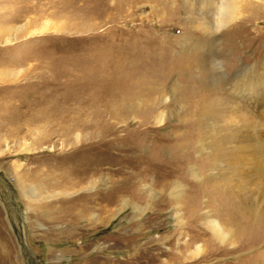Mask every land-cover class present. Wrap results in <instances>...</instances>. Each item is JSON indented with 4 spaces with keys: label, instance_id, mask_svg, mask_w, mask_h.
<instances>
[{
    "label": "rangeland",
    "instance_id": "obj_1",
    "mask_svg": "<svg viewBox=\"0 0 264 264\" xmlns=\"http://www.w3.org/2000/svg\"><path fill=\"white\" fill-rule=\"evenodd\" d=\"M251 67L264 0H0V264L259 259L185 258L219 210L264 224Z\"/></svg>",
    "mask_w": 264,
    "mask_h": 264
},
{
    "label": "bare ground",
    "instance_id": "obj_2",
    "mask_svg": "<svg viewBox=\"0 0 264 264\" xmlns=\"http://www.w3.org/2000/svg\"><path fill=\"white\" fill-rule=\"evenodd\" d=\"M242 73H243V75L241 74L242 75L240 77L241 79L237 78L238 82L236 80V82L233 83L232 94L236 96V100L237 99L238 100L244 99L248 102V104H253V107L250 106V109H251L250 112H252L255 116H260L261 117V123L264 126V98L260 100L257 97L258 93L264 95V69H262V70L257 69L256 70V68L253 69V67H251L249 69H246V71L242 72ZM258 90H259V92H258ZM236 107H238L239 109L241 108L239 102H238ZM252 113H249V114H252ZM253 116H249V117L254 118ZM163 121H164V119H160V122H163ZM249 135L252 137L251 131L249 132ZM223 141H224V139H223ZM194 173H196V172L194 171ZM152 195H153V191H152ZM259 195L262 199H264V190ZM218 212H219V215L216 219L211 218V216L208 217L207 227L208 226L209 227H208V230L205 228L203 230V234H204L205 238L202 239V243L199 245H195L196 247H194V249H191L193 246L191 248H189V250L186 247V252L188 251L187 257L185 256L186 259L189 258V260L190 259L191 260H198V259L204 257L205 255H207L208 248L211 246H213V249L216 248L219 250L221 248V249H224L226 251H229L232 249H238V248L243 247V246H241V247H239V246H240V244H243V245L247 244V243H244L245 241L253 240V243L255 244V243H259V241L262 239V236L264 234V224H262L260 222L258 224L245 222V223H241L237 226V224H238L237 218L233 217L230 214L231 217L229 219H225L222 216L223 214H221V210H219ZM239 222H240V220H239ZM197 242H199V241L196 240V243ZM194 244H195V242L193 243V245ZM188 246H190V244ZM2 248L6 249V246L3 245ZM4 251H5L6 255H9L6 250H4ZM232 251H234V250H232ZM215 253H216V251H215ZM259 254H260V258L253 261L252 264H264V257H263L264 251H261V253H259ZM261 256L263 259H261Z\"/></svg>",
    "mask_w": 264,
    "mask_h": 264
}]
</instances>
